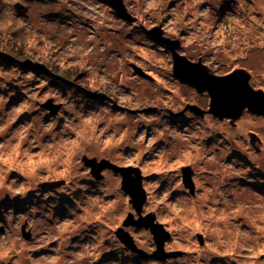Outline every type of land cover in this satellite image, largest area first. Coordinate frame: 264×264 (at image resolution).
<instances>
[{
  "label": "rangeland",
  "instance_id": "1",
  "mask_svg": "<svg viewBox=\"0 0 264 264\" xmlns=\"http://www.w3.org/2000/svg\"><path fill=\"white\" fill-rule=\"evenodd\" d=\"M122 2L133 21L108 0H0V264H264V116L245 110L227 130L210 117L169 123L159 108L206 101L174 80L172 54L147 33L159 26L213 75L245 69L264 92V0ZM83 156L141 172V214L178 255L154 257L144 226L125 229L143 256L117 240L138 217L118 176L95 179Z\"/></svg>",
  "mask_w": 264,
  "mask_h": 264
},
{
  "label": "water",
  "instance_id": "2",
  "mask_svg": "<svg viewBox=\"0 0 264 264\" xmlns=\"http://www.w3.org/2000/svg\"><path fill=\"white\" fill-rule=\"evenodd\" d=\"M108 2L118 17L129 22L133 21L132 17H130L127 10L124 8L122 0H108ZM14 10L23 17H26V8L21 7L20 4H16ZM147 33L150 35V39L159 41L165 48L167 47V50L172 54L171 63L173 76L180 81L188 83L195 88L198 93L205 92L207 94L209 98L207 112L213 117L219 120L224 118L229 119L232 123L240 118L245 110L252 114L264 115V92L260 89L256 90L252 88L249 83L251 76L245 69H234L230 73L221 76L213 75L208 70V67L202 64L200 60L190 63L184 56L175 53L174 49L177 48L179 42L162 37V30L159 26L152 27ZM133 68L138 74L147 77L139 68L135 66ZM42 107L52 109L50 110L52 116L55 115L58 110V107L51 105L50 101L43 104ZM191 108L195 113L200 115L203 114V111L198 107L192 106ZM128 112L133 113L134 111L128 110ZM82 162L85 166L89 167V172L95 179L102 178L100 172L103 168L110 169L114 174L120 175L121 190L129 197V203L138 217L134 219V215L129 213L122 224L123 226L130 225L138 228L144 226V228L149 229L156 246V250L153 253L154 257L164 259L169 256L174 257L178 255V253H165L163 251L164 240L169 238V234L164 230L161 224L154 222L155 218L152 214H147L145 216L141 214L142 207L146 201V193L141 185L140 174L137 173L136 175L138 169H132L134 170L135 176H131L129 168L118 167L105 159L97 161L96 158H87L83 156ZM182 183L193 195L194 184L187 170L183 171ZM21 235L25 240L30 239V233L24 231V226L21 229ZM115 235L117 240L127 249L141 256L144 255L141 250L135 247L132 238L124 232L123 229L120 228L118 231H115ZM201 238L200 235H197V239H199L200 243H202Z\"/></svg>",
  "mask_w": 264,
  "mask_h": 264
},
{
  "label": "flooded vegetation",
  "instance_id": "3",
  "mask_svg": "<svg viewBox=\"0 0 264 264\" xmlns=\"http://www.w3.org/2000/svg\"><path fill=\"white\" fill-rule=\"evenodd\" d=\"M162 47H164V46H162ZM187 59V58H186ZM188 60V59H187ZM198 60H202L203 61V58H202V56H199L198 57ZM197 60V61H198ZM190 63H194V62H196V61H190V60H188ZM236 69H238V68H236ZM209 70L212 72V73H214L213 72V70H211L210 68H209ZM187 71H189V70H187ZM217 74H219V73H217ZM220 76H221V74H219ZM225 75V74H224ZM172 77L173 78H175L173 75H172ZM149 80H151L150 78H149ZM175 81H180L179 79H177V78H175L174 79ZM251 80V79H250ZM181 82V81H180ZM250 83V82H249ZM183 85H186V84H183ZM187 86V85H186ZM252 86V85H251ZM189 87V86H188ZM252 88H253V86H252ZM189 89L193 92V95L195 96V97H198V98H203V99H205V103L204 104H202V105H197L196 103H193V102H185L184 104H182V105H180L178 108L177 107H174V106H163V107H161V108H159L162 112H163V117H164V119H166L169 123H171V124H173V125H179V124H183L184 123V121H186V123L188 124V123H191L192 121H195V122H203L204 121V119H208V118H206V117H210L213 121H215V122H213V123H216L218 126H221V127H225L226 128V130H227V126H229V127H231V126H233L232 124H231V122H230V120H228V119H223V120H219L218 118H215V117H213L210 113H208L207 112V110H208V103H209V98H208V96H207V94L205 93V92H203V93H198L196 90H195V88H193L192 86H190L189 87ZM255 89V88H254ZM258 89V88H257ZM260 89V88H259ZM262 90V89H261ZM192 106H196V107H198L200 110H202L203 111V114H197V113H195L193 110H192ZM205 106V107H204ZM135 111V113H133V114H136V111L137 110H134ZM247 114H249V115H253V116H258V117H262V116H264V115H256V114H252V113H249V112H246ZM177 123V124H176ZM187 126V125H186ZM249 133V136H251L250 138H253V140H256V141H258V143L260 142L259 141V139L257 138L258 136L255 134V133H253L252 131H249L248 132ZM219 136H222V135H220V134H218ZM259 145H260V143H259ZM97 160V159H96ZM106 160V159H105ZM109 161V160H108ZM112 163V162H111ZM130 169V168H129ZM104 170H108L107 168H103L102 169V171H104ZM141 170V169H140ZM185 170H187L188 172H189V174H190V178H191V180H192V182H193V184H194V194L192 195L191 193H190V191L187 189V188H185V186L183 185V183H182V179H183V171H185ZM101 171V172H102ZM110 171V170H109ZM113 173V172H112ZM179 176H180V179H181V184H182V186L187 190V192H188V194H189V198H191V197H194V195H195V191H196V184H195V172H194V169H193V167L191 166V165H185V166H181L180 167V170H179ZM114 174V173H113ZM114 175H116V176H118V178H119V181L121 180V178H120V175L119 174H114ZM140 178H141V185H142V180H143V175L141 174V172H140ZM146 193V192H145ZM143 211V210H142ZM129 214V213H128ZM122 224V223H121ZM122 226H123V224H122ZM121 226V227H122ZM129 227V225L128 226H124V227H122L121 229H123V231L124 232H126V228H128ZM118 229H120V228H117V230L116 231H118ZM115 234V233H114ZM31 236V235H30ZM115 237H116V235H115Z\"/></svg>",
  "mask_w": 264,
  "mask_h": 264
},
{
  "label": "trees",
  "instance_id": "4",
  "mask_svg": "<svg viewBox=\"0 0 264 264\" xmlns=\"http://www.w3.org/2000/svg\"><path fill=\"white\" fill-rule=\"evenodd\" d=\"M4 57H6V56H4ZM112 106V105H111ZM114 107V106H113ZM115 108V107H114ZM123 111V110H122ZM125 111H127V110H125ZM151 111V110H150ZM135 113V112H134ZM136 113H139V110H137L136 111ZM133 114V113H132Z\"/></svg>",
  "mask_w": 264,
  "mask_h": 264
},
{
  "label": "clouds",
  "instance_id": "5",
  "mask_svg": "<svg viewBox=\"0 0 264 264\" xmlns=\"http://www.w3.org/2000/svg\"><path fill=\"white\" fill-rule=\"evenodd\" d=\"M125 110H127V112H128V109H125ZM129 110H130V109H129ZM130 111H131V110H130ZM132 111H134V110H132ZM134 112H135V111H134ZM134 112H133V113H134ZM129 113H130V112H129Z\"/></svg>",
  "mask_w": 264,
  "mask_h": 264
}]
</instances>
